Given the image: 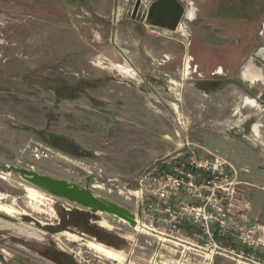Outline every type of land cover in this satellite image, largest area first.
I'll return each mask as SVG.
<instances>
[{"label":"rangeland","instance_id":"1","mask_svg":"<svg viewBox=\"0 0 264 264\" xmlns=\"http://www.w3.org/2000/svg\"><path fill=\"white\" fill-rule=\"evenodd\" d=\"M156 1L0 0V165L89 188L140 218L138 177L200 146L234 166L238 202L264 223V83L241 75L248 57L264 67V17L231 18L226 0H176L171 29ZM147 7L164 23L144 21L137 10ZM26 187L47 200L35 203ZM0 202L20 212L0 210V264H59L61 252L117 264L86 240L123 250L124 264H213L9 169Z\"/></svg>","mask_w":264,"mask_h":264},{"label":"built area","instance_id":"2","mask_svg":"<svg viewBox=\"0 0 264 264\" xmlns=\"http://www.w3.org/2000/svg\"><path fill=\"white\" fill-rule=\"evenodd\" d=\"M174 158V163L151 165L138 177L134 193L141 217H135L136 229L189 245L211 262L223 257L235 264H264V223L250 221L246 205L238 202L234 166L200 146Z\"/></svg>","mask_w":264,"mask_h":264},{"label":"water","instance_id":"3","mask_svg":"<svg viewBox=\"0 0 264 264\" xmlns=\"http://www.w3.org/2000/svg\"><path fill=\"white\" fill-rule=\"evenodd\" d=\"M151 6H160L162 16H172L170 28L173 29L176 27L182 12V9L176 0H157ZM0 169L12 170L13 172L22 175L28 183L39 187L52 195L62 197L72 203L80 205L88 209L90 214L106 213L128 222L132 227L136 226V219L128 209L108 200L96 197L89 188H83L65 180L55 179L47 175H40L34 171L17 168L15 166L7 167L0 165Z\"/></svg>","mask_w":264,"mask_h":264},{"label":"flooded vegetation","instance_id":"4","mask_svg":"<svg viewBox=\"0 0 264 264\" xmlns=\"http://www.w3.org/2000/svg\"><path fill=\"white\" fill-rule=\"evenodd\" d=\"M226 1L228 2V6H229V10H226V12L227 14L231 13V18L234 17L235 13H242L244 18H246L247 22L251 23V22H257L261 17H264V0H257V1H254V3L252 4H248V0H246V3L243 2L242 4H239L240 2L238 0H226ZM245 4H248L249 6L248 9H243V10L237 9L238 8L237 6H240V5L244 6ZM218 8L215 11L216 13L213 17L217 18V16L219 15V14L217 15V12H221L218 10ZM129 12L133 13V8L130 9ZM137 13L138 14L141 13L140 17L144 21H156V22L164 23L163 22L164 20L160 19L162 18L159 16L160 13L154 10L150 11L148 7L146 9L143 8L141 10H137ZM193 15H194L193 11H190L189 16L193 17ZM261 52L264 54V50H261ZM191 60H194V59L191 58ZM193 64L195 65V72H196L198 63H193ZM215 74L216 72L212 73V75H215ZM241 75H242V78L248 82L253 83V82L259 81V82L264 83V67L258 65L257 59L254 60L253 58L248 57L243 63V65L241 66ZM251 77H253V79H251ZM209 80L214 81L213 77L210 78ZM85 244L99 248L101 251L108 253V254H112V255L119 256L120 253H124V251L121 249L107 246L101 242H94L91 240H86Z\"/></svg>","mask_w":264,"mask_h":264},{"label":"bare ground","instance_id":"5","mask_svg":"<svg viewBox=\"0 0 264 264\" xmlns=\"http://www.w3.org/2000/svg\"><path fill=\"white\" fill-rule=\"evenodd\" d=\"M168 7V6H167ZM251 79H253V77H251ZM176 107V106H174ZM177 110V109H176ZM26 190L28 192V197L31 199V200H34L35 203H43L44 201H46L47 199L41 194L39 193L36 189L34 188H31V187H26ZM46 204V203H45ZM35 207V206H34ZM39 208V207H38ZM41 208V207H40ZM0 210H6L10 213H14V214H19L20 212L13 209V208H10L6 205H3L1 204L0 202ZM106 220V219H105ZM104 219L103 220H100L99 223L101 226H107L108 223L105 221ZM138 225H136L134 228L136 229ZM89 246L90 248H92L94 251H96L97 253H99L100 255H102L103 257L113 261V262H116L117 264H124L127 262V258H126V255L125 253H120L119 256L117 255H112V254H108V253H105L103 251H101L99 248H96L94 246H90V245H87Z\"/></svg>","mask_w":264,"mask_h":264},{"label":"crops","instance_id":"6","mask_svg":"<svg viewBox=\"0 0 264 264\" xmlns=\"http://www.w3.org/2000/svg\"><path fill=\"white\" fill-rule=\"evenodd\" d=\"M118 13H119L118 10H117V12H115V10H113L111 13V16L116 18ZM178 25H177V27H178ZM213 264H235V263L233 261L226 259V258H223V257H215L213 260Z\"/></svg>","mask_w":264,"mask_h":264},{"label":"trees","instance_id":"7","mask_svg":"<svg viewBox=\"0 0 264 264\" xmlns=\"http://www.w3.org/2000/svg\"><path fill=\"white\" fill-rule=\"evenodd\" d=\"M239 2H240V0H238ZM227 3V2H226ZM224 9H226V10H229V7H228V9L227 8H224ZM58 259H57V262L59 263V264H75L74 262H73V260H72V258L71 257H69L67 254H65V253H58Z\"/></svg>","mask_w":264,"mask_h":264}]
</instances>
